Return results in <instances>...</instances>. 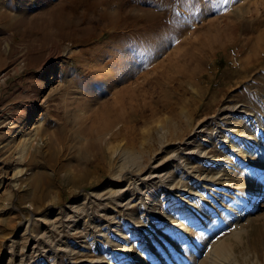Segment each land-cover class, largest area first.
Instances as JSON below:
<instances>
[{
	"label": "rangeland",
	"instance_id": "374dc122",
	"mask_svg": "<svg viewBox=\"0 0 264 264\" xmlns=\"http://www.w3.org/2000/svg\"><path fill=\"white\" fill-rule=\"evenodd\" d=\"M58 1L0 0V115H9L22 123L20 135L10 143V133H0V159L10 168L7 179L12 176L13 168H20L25 173L16 189L8 182L0 181V264H91L89 262L93 260L114 264L122 243L126 247L136 246L139 242L134 241L135 233L144 231L149 225L142 220L139 206L124 213L122 222L112 228L107 240L91 243L92 246L90 241L84 244L82 237L72 236L74 231L63 229L71 217L66 209L75 207L82 216L78 230L81 231L85 221L93 226L101 214L99 203L93 202L92 195L108 196L119 187L133 183L141 185L139 187L161 185L156 179L143 184L136 180L148 175L150 167L160 162L164 164L167 159L161 173L173 178V185L179 184L177 190H168L165 195L155 194L153 198L144 197V201L152 208L148 214L152 222L173 219V212L167 206H190L199 199L188 196L189 202L184 203L178 198L180 190L184 189L188 195L193 186L187 179L181 183L180 166L198 177L208 176L217 187L226 183L235 187L239 180L247 178L245 168L233 158L226 159V153L219 149L214 138L217 135L230 141L228 149L239 150L240 161L245 160L249 165L257 161L264 163V138H260L256 125L229 114L233 109L242 108L264 129V44L259 46L254 41L259 26L264 24V9L257 7L258 14L253 16L244 13L258 0H147L148 4L141 0H112V6H105L94 14L86 39L52 40L53 30L49 32L48 22L50 10ZM87 1L62 0V4L70 13L77 9L81 14ZM141 8L152 12L155 17L138 20L135 17L140 15ZM115 10L117 13L116 16L112 13L115 18L111 27L106 14ZM212 20L215 26L222 28L223 35L217 40L202 39L206 23ZM193 33L201 35V39L197 36L191 39ZM54 53L62 56L53 59L51 55ZM133 67L134 71L125 78V71L130 73ZM153 68V74L141 79L140 73ZM125 85L129 88L124 99L129 102V95H132L133 101L125 106L121 118L112 124V142L105 145L107 156L103 159L108 167L102 163L98 169L90 168L86 177L75 182L69 170L64 172L59 167L73 158L75 162L69 165L73 171L77 159L87 158L86 154H76L75 150L84 149L89 139L86 130L90 126L91 110H94L92 105L96 104L91 95H98L100 90L106 89L108 96L113 98L114 92ZM72 96H77L80 101L74 102ZM73 102L77 104L73 106ZM66 106L72 114L66 112ZM215 121L216 126L213 125ZM218 131L221 132L216 134ZM244 135L248 136L249 142L245 147L239 146ZM57 136H63L64 140L57 142L54 140ZM28 138L31 143L24 154L26 159L21 165L16 164V152ZM258 138L259 146L253 148L252 139ZM53 144L58 154L53 166L48 167L47 156L52 152L50 146ZM199 153H205L207 159L226 160L228 164L224 163L221 168L205 167L196 161ZM124 158L127 165L132 159L133 168L129 170L132 173L126 174L123 170L121 175L125 174V181L116 187L114 184L119 181L115 176L121 173L122 166L127 167ZM31 159L36 162H30ZM170 162L174 168L169 167ZM39 168L49 174L50 185L41 181L37 185L38 191L34 192L32 182ZM154 189L150 191L154 192ZM220 202L223 204H218L220 212L216 213L217 217L230 203L224 198H220ZM204 204L216 203L207 197ZM84 209L88 211L84 212ZM244 209L245 213L227 218V228L224 222L225 230L221 228L222 232L216 236L221 239L241 230V243L231 237L228 239V244L235 247L239 256V264H264V194L257 203ZM112 210H115L113 204ZM63 211L66 214L61 219L62 227L56 228L57 224L50 227L49 222ZM162 212L166 213V218ZM128 229L134 237L124 242L120 240L121 233L127 234ZM164 236L173 241L171 235ZM215 238L204 246L199 242L197 250L205 248L203 250L209 252ZM63 243L70 247L78 245L69 257L49 252ZM158 244L163 245L162 242ZM80 246L85 249L81 250ZM147 249L156 252V263L157 260L159 264L167 261L169 250L162 253L157 245ZM77 252L78 255H73ZM181 253L183 256L187 254L185 248ZM140 255L134 256L136 261L133 264H155L151 257ZM170 255L173 258V254Z\"/></svg>",
	"mask_w": 264,
	"mask_h": 264
},
{
	"label": "bare ground",
	"instance_id": "6f19581e",
	"mask_svg": "<svg viewBox=\"0 0 264 264\" xmlns=\"http://www.w3.org/2000/svg\"><path fill=\"white\" fill-rule=\"evenodd\" d=\"M156 1H159V0H156ZM69 2H72V0H69ZM87 2H88V3H86L87 5H85L81 11V14H78L77 9H76L77 11L75 10V11H72L70 13V11L66 10L65 7L63 6L62 0H60V2L58 1L55 4V7L52 8V10H50V17H49V22H48L49 32H51V29L53 30V32H51V35H50L52 40H55L56 38L66 39V40L67 39H69V40L74 39L75 40V39H81V38L86 39V37H88V35L90 33L89 25H90V22H93L92 19L94 17V14L100 12L102 10V8L105 6H107V7L112 6V0H88ZM141 2L148 4V3H146L147 0H143V1L141 0ZM141 2L140 3L138 2V4H143ZM126 3H127V1H126ZM160 3H163V2H160ZM151 5H153V4H151ZM259 6L262 10L264 9V0H258L257 3L253 4L252 9H250V6H249L248 9L246 10L247 12H244V13L251 15V16L257 15L258 14L257 13V11H258L257 7H259ZM114 8H115V6H114ZM139 8H140V6H139ZM142 9L143 8H141V10H140V15L135 17V18H138V20L139 19L140 20H147L150 18L153 19L155 17V15L152 12L149 13V11H146L144 9L142 10ZM160 9H161V6H160ZM123 11H124V9H123ZM112 13L116 16L117 11L115 10V11L111 12L110 15L106 14V21H107V23H109V25L111 27H112L113 22H114L113 19L115 18V16H112ZM159 16H160V14H159ZM258 16H260V15H258ZM235 17H236V19L239 18L237 16V14L235 15ZM240 17H242V15ZM81 21H83V22H81ZM81 24L84 26L83 28L79 27V25L81 26ZM261 24H262V26H259V28L257 30L258 36L256 37V40H254V41L258 42L259 46L264 44V24L263 23H261ZM205 28H206V30H204V34H202V39L204 37L216 39V38L223 35V31L221 30L222 28L220 29L219 27L215 26L213 20L208 21L206 23ZM176 30H177V28H176ZM172 31H174V30L172 29ZM188 32H190V31H188ZM194 36H195V34L193 33L191 36V39L194 40V38H196L197 35L195 37ZM197 38L201 39V35L197 36ZM105 51H106V49L104 50V52ZM256 51H257L256 52V54H257L258 49H256ZM261 51H262V49H261ZM65 52H66V50L64 49L63 54ZM254 54H255V52H254ZM51 56H53V59H56L58 57H61L62 55H59L58 53H54ZM110 56L112 57V50L110 51ZM146 56H148V55H146ZM108 64L109 63H107L106 65H108ZM130 69H131L130 73L129 72L126 73V71H125V74H124L125 78H127V76L134 71V67L130 68ZM138 70H140V69L138 68ZM154 72H155V68H153L151 71L140 73V77H141V79L146 78L150 74H153ZM97 73L99 74V72H96V74ZM137 73H139V72L137 71ZM100 74H102V73H100ZM130 78L132 79V76H130L129 79ZM68 86H70V85H68ZM128 86L129 85H125L124 86L125 88H121L118 91L114 92L113 98H112V96L110 98V95L108 96V92L106 89H105V91L100 90L98 95H95V94L91 95V98L93 99L92 101H94V103H96V104L94 106L92 105V107H94V110L93 109L91 110V114H90L91 120H89L91 122H90V126H88V128L86 130V133H87V136L89 139L87 140V143H86V146L84 149L75 150L76 154H81V153L86 154L87 158L86 157L85 158L84 157H80V158L78 157L79 159L76 160V164H75V166H73V171H70L72 166H69L71 162H75V159H73V158L70 159L67 164L64 163L59 167V169L61 171H64V172L69 170L68 172L71 173V176H72L71 178H74L75 182L78 183L80 178L86 177L87 173H90V172H88L89 171L88 169H90V168L98 169V167L102 163L103 164L105 163L104 166L108 167V164L106 162H104L103 159L105 156H107L104 153L105 150L107 149V148H105L106 147L105 145L109 144V142H112V131H111L112 130V124L116 123L121 118L122 111L126 110L125 106L133 101L132 95H131V97L129 95V99H130L129 102H127L128 100L126 101L124 99L126 97V93H127L126 89L129 88ZM107 88H108V86H107ZM68 92L73 93L74 91H68ZM71 100H74V102L75 101L77 102V100H79V99L77 96H72ZM74 102L72 104L73 106H74V104H77ZM90 109H91V107H90ZM66 112L70 113L68 107L66 108ZM181 112H183V111H181ZM70 114H72V113H70ZM229 114L233 115V117L235 119H237L239 117L240 119L246 120L250 124L256 125L255 128H257L256 130H258V134H259L260 138L261 137L264 138V129L262 127V124L257 119L254 120L253 116L250 113H246L245 111L242 110V108L241 109L236 108V109H233V112H231ZM227 118H230V116ZM213 125L216 126V121ZM21 129H22V123L19 120L14 119L13 117H11L9 115H5V114L0 115V133L1 134L10 133L8 135H11L10 136L11 138H10L8 143L12 142V140L15 137H18L20 135ZM219 132H221V131L216 132V134ZM214 138H215L216 142L218 143L219 149L223 150L226 153V159L229 160V158H233V160L237 161V164H239L243 168H245L246 172L248 173L247 178L243 177L241 180H239V184L235 185V187L232 185L229 186L227 183H226L227 185L224 184L222 186L217 187L215 185V183L213 184V180H211L208 176L199 175L200 177H198L196 174L193 175V173L187 172L186 168H183L180 166L179 168H181V171H180V177L179 178L182 181L181 183H183V181L185 179H187L188 181H192L191 185H193V186L191 187L190 190H188L190 192L188 195L186 194V192H184V189L180 190L179 193H181V194L178 196V198L184 203L189 202L188 196H192V199L199 197V199H197L196 204H193L190 206H184V207L182 205H180V206H170V205L167 206L166 208L167 209L169 208L168 210H172V212H173L172 215H174V218L173 219L167 218V220H165L164 222L158 221V222L154 223V222H152L153 220H151L152 218L150 219L148 216L149 211L152 210V208L150 207V205L145 204L144 197L145 198H147V197L153 198V197H155V194L165 195L166 193H168L167 192L168 190H171V191H172V189L177 190V188L179 186V184L177 185L176 183H175L176 185L172 184L173 178L171 179L168 175L165 176L164 174L161 173L162 170L166 167V165H165L166 160H167L166 159L164 164L162 162H160V163H157L156 165L150 167L149 169L151 171L148 173V175L144 176L142 179H140L141 176L139 173L140 177H139V179L136 180V181H140V182L142 181L141 183L143 184V182H146V181L150 182L151 180L156 179V180H158L157 182L161 183V185L154 186L152 184V185H143L142 187H139L141 185L136 186L135 183H133L134 185L129 184L123 188L119 187V189L117 191L110 192L109 193L110 195H108V196L101 195V194H94V195H92L93 202L97 201L99 203L98 208H99L100 214H101L98 218H96L97 223L95 225H93L92 224L93 222H92L91 224L93 226H91V225H89V223L87 221H85L81 231L78 230V229H80L78 227V225L80 222H82L81 221L82 216L78 215L79 211L77 212V208L69 207L68 209H66L67 210L66 213L70 214L71 217L68 219L67 224L65 226H63V229L66 228L70 232L74 231V232H72V236L82 237V239L84 240V244H87L86 242H88V241H90L89 244L91 245V243L99 242V240H107V236H109V234H112V228L116 227L117 224L121 223L122 217H124L125 214L129 210L133 209L137 205L140 208L139 213L141 214L140 216H141L142 220L144 219L145 220L144 223H149V225L147 226V228H145L144 231L139 232V233H135L136 234L135 237H134V235L131 234L129 229H128L127 234L121 233L122 238H120V240L127 242V238L134 237V241H137L139 243L136 244V246L134 245L131 247H126L125 244L121 242L122 248L121 247L118 248V251H117L118 254H116V255H119V257L114 259V261H116L114 264H133L134 263L133 261H136L135 257H138L136 255H139V254L145 255V258L148 257V259L151 257L154 260L155 264H159L158 260L156 263V258H157V257H155L156 252L154 253L153 251L147 249L149 247L151 248V246H153V245H157V247L159 246V249H161L162 253H166V251L169 250L168 255L166 256L167 261H165L163 264H239V260H238L239 256L236 253L235 247L228 244L229 243L228 239H229V237H231L235 241H237L238 243H241V241H240L241 230L240 231L236 230V231L232 232L231 234L229 233L230 235L224 236L221 239L219 237H217L216 235H218L219 232H222L221 228L223 230H225V226L227 228V226H228V224L226 222V220L228 221L227 218H233L234 214H238V213L241 214V212L245 213L244 208L251 207V205H254L255 203L258 202L259 199L262 198V196L264 194V163L257 161L254 164L249 165V163L246 162L245 160L240 161L239 160L240 157H238V156H240L239 150L236 148L233 150L228 149V147H230L228 145L230 141L227 142V140L223 139V137L221 139V136H219V135L215 136ZM62 139H63V136H57L56 139H54V140H56L57 142H62L61 141ZM26 141H27L26 144L24 143L25 145L21 146L19 148V150L16 152V154H17V157L15 159L16 164L20 163L19 165H21L26 159V158L24 159V154H25L26 150L29 148V145L31 143V142H29L30 138L26 139ZM259 141H260L259 138L258 139H252L251 145H253V148L259 146ZM248 142H249L248 136L244 135L243 140L240 141L239 146L241 145V146L245 147L246 143H248ZM50 147L53 150H52V152H49L48 156H47L48 164L50 162V165H48V167L53 166L54 162L56 161L55 157L58 154V151L56 150L54 144L51 145ZM108 154H109V152H108ZM198 155L199 156H197L196 161L199 160V162L205 167L217 166L218 168H221V167H223L224 163H227L226 160H222V162H223L222 163L219 158H217V159L208 158L207 159V155L205 153H199ZM172 158H174V157H172ZM124 160L126 163L127 159L124 158ZM32 161L33 160L31 159L30 162H32ZM34 162H36V161H34ZM34 162H32V163H34ZM109 162L111 163V160H109ZM130 162H131V164H130ZM128 164L129 165H127V163L125 164V165H127L126 168L128 169V171H126L127 169L122 166L121 167L122 169H120L121 173L119 175L115 176L116 180L119 181V182H116V184H114L116 187H117L118 183H120L122 180L125 181V179H124L125 174L121 175L122 171L124 170V172H127L126 174H129L131 172L129 170L133 165L132 159L128 160ZM169 167L174 168L175 165L172 164V162H170ZM9 169L10 168H8V166L6 164H4V162H2L0 159V178L2 179V180L0 179L1 183L8 182V184L10 185L11 188L16 189L18 187V185L20 184L19 183L20 179L25 175V173H23V170H21L20 168H18V169L13 168L11 170L13 172L12 176L7 179L6 178L7 174L10 171ZM106 169H108V168H106ZM95 172H97V171H95ZM142 175H144V174H142ZM48 177H49V174H47L45 172V170L40 171V168H39L38 173L33 178V182H32L33 183L32 184L33 185V191L34 192L38 191L37 185L41 181L42 182L45 181L46 185H50V181H49ZM126 179H127V177H126ZM224 179H225V177H224ZM132 181L130 182L131 184H132ZM111 183H112V181H111ZM162 183H163V185H162ZM214 185L216 187H213ZM210 186L213 187V189H211ZM220 187H226L227 189L223 190ZM153 188H156V189H154V192H153V190L150 191V189H153ZM158 188H159V190H158ZM221 190H223L222 193H220ZM218 193H220V194H218ZM207 197H209L212 200V203L214 202L216 204H210L209 206H206L204 204V200ZM220 198H222V199L224 198L227 200V202H230V203L227 204V207L225 209L226 211L222 212L217 217L216 213L220 212L219 211L220 205H218V204H221V205L223 204V202H220ZM169 199H172V198H169ZM199 203H201V206L199 205ZM207 203L209 204V202H207ZM112 204H113L115 210H112ZM262 204L263 203H261V205ZM82 206H84V205H82ZM89 207H90V205H89ZM170 207H172V208L174 207V208L172 209ZM87 211L88 210L86 209L84 212H87ZM66 213L63 211L60 215L56 216V219H54V221H52L51 223L49 222V226L54 228V225L57 224L56 228H61L62 227V225H61L62 220L61 219ZM162 214L164 215L165 218L167 217L165 212H162ZM223 214H224V216H223ZM128 215H130V214H128ZM224 222L226 224L225 226L223 225ZM94 223H95V221H94ZM125 225H123V226H125ZM159 229H162L163 231H159ZM46 230H49V227L46 228ZM114 231H116V230H114ZM44 235H45V233H44ZM164 235H171V238L173 239V241H170ZM213 237L215 238V241L212 243L213 247L211 250H209V252L204 251L205 248L200 249V251L197 250L198 247L196 248V246H197V244H199V242H202V246H204L208 240L213 241V239H214ZM192 238H193V240H192ZM161 242L163 243V245L158 244ZM63 244H62V246L60 245L61 247H58V249L54 250V248H51L49 250V252L55 251V252L61 253L62 256L69 257L70 253H73L75 250L73 248H76V246L78 245L76 243L75 247H74V244L71 245V247H70L67 244H64V245ZM108 244H110V243H108ZM200 245H201V243H200ZM80 247H81V250L85 249L83 246H80ZM184 248H185L187 254L183 256L181 253V249H184ZM126 249H128V251H126ZM78 252H80V250ZM78 252H77V254L74 253L73 255H75V256L78 255ZM126 252H128V253H126ZM134 253H135V255H134ZM170 254H173V258L170 257V256H172ZM112 256H111L110 260L112 259ZM247 257H249V256H247ZM68 260H69V258H68ZM103 261H100V260L94 261L93 260L92 262L90 261L89 263H91V264H102ZM106 264H109V262Z\"/></svg>",
	"mask_w": 264,
	"mask_h": 264
}]
</instances>
